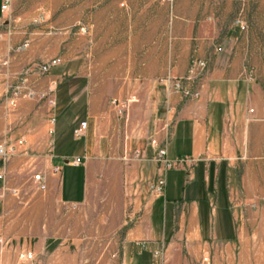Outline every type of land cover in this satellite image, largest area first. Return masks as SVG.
I'll use <instances>...</instances> for the list:
<instances>
[{"label": "crops", "instance_id": "1", "mask_svg": "<svg viewBox=\"0 0 264 264\" xmlns=\"http://www.w3.org/2000/svg\"><path fill=\"white\" fill-rule=\"evenodd\" d=\"M8 1L4 11L0 0V59L9 60L0 65V144H25L0 178V264H28L20 258L26 251L40 264H159L158 249L160 264H200L205 252L213 264H264V209L235 212L239 226L220 211L264 203V87L234 49L239 24L223 14L248 9V0H102L91 37L73 30L70 4L8 34L3 17L15 0ZM78 7L81 19L87 6ZM216 44L223 45L217 53ZM61 52L79 62L37 83L54 89L56 105L22 98L10 106L8 86L22 69ZM195 52L209 74L201 97L185 101L157 80L169 70L185 75ZM132 93L138 101L125 120L110 101ZM169 129L170 157L199 161L170 170L165 194L154 196L151 140ZM137 149L143 158H134ZM71 157L84 162L66 164ZM40 173L45 191L33 179Z\"/></svg>", "mask_w": 264, "mask_h": 264}, {"label": "rangeland", "instance_id": "2", "mask_svg": "<svg viewBox=\"0 0 264 264\" xmlns=\"http://www.w3.org/2000/svg\"><path fill=\"white\" fill-rule=\"evenodd\" d=\"M6 1L8 0H5L3 5L6 3ZM99 2L101 3L102 0H15L13 8L11 9L10 12L7 11L6 15L3 17V21H5L4 23H6L4 25L7 26L6 30L8 34H11L12 32L21 30L20 27L24 20L25 21H38V22L40 21L41 23H44L48 20L53 19L52 17L53 15L51 14L50 11L53 10L54 7H57L56 9H59V6L63 7L64 5L66 6L70 4L73 6V9H71L72 12L75 11L74 15L72 16L73 17L75 16L74 19L77 20L76 24L73 26V30H75L77 33H81L85 36L91 37L92 36L90 34L91 29H92L91 21L94 19V16H95V10H96L95 5ZM248 2H249L248 3L249 5L247 6L248 9L237 10L236 12H230V13L225 12L223 14H224L225 21L227 19L226 22L229 23L231 20H235L239 24L241 34H240V38L237 41V43L235 45L233 44L234 49L243 54V56L245 57V66L253 70V74H249V77L251 79H256L264 87V0H248ZM8 4L10 5L9 1H8ZM79 4H83L87 6L86 8L87 11L84 14L82 13L83 16L81 19L80 17H78V15H80L79 7H78ZM173 20H174V14L171 13L169 17V24H170L169 31L171 32L173 29ZM53 30H54L53 31L54 33L58 31L55 29ZM27 46H28V43H24L20 46H17V50H22ZM88 46H91L90 41H88ZM222 47L223 45L216 44L214 46L215 48L214 51L216 53L220 52L222 50ZM61 48H63V45H61ZM76 51L79 52V50H76ZM53 58H60L62 62L59 65L53 67L48 73L41 72L39 69V65L46 63L52 58L34 60L30 62L29 64H27L22 69L21 73L18 75V79L16 80V82L9 84L7 94L10 95L9 91L11 90V88H14L16 85L24 86L25 91L27 88V89H33L36 92L37 97L34 98L35 100L40 101V102L48 101L51 104V106L54 107L56 105L55 97H53L54 89H51V88L48 90L40 89V88L38 89L37 88L38 81L40 80L42 76H45L51 73L53 70L57 68L64 67L65 64L72 65L74 63H78L79 61H78V57L75 60L64 59V54L62 52L61 54H59V56H56ZM198 60L204 61L206 63L205 66H198L197 64H195L198 62ZM8 62H9L8 59L5 61L0 59V65L9 64ZM33 74L34 75L36 74L35 79L31 78V75ZM208 74H209V62L206 59L198 57L195 52L191 58L189 69L185 75L177 76L172 73V70H169L166 73V75L159 77L157 81L164 88H166L168 93H176L180 95L182 99L185 101L197 100L201 97L202 88L204 86V83H205V80ZM170 77L172 80L177 79L181 81L183 84L187 85L188 87L194 86L195 87L194 89L200 90V96L196 99L185 98L182 93L174 91L172 87V83L169 80H167V78H170ZM22 98H27V97H21L20 99ZM28 99H31V98H28ZM51 100H53L55 103H51ZM113 100H116L118 102V105L113 103ZM136 101H138V97L136 94L132 93V94H129L128 97H125L123 99L113 98L111 99L110 104L117 111L118 115L121 118H124L125 120H127L128 111L130 110L131 104L135 103ZM119 109H121V111ZM172 110H173L172 107L169 106L168 113H171ZM171 121H173V119ZM171 126H172V123L169 124V128H171ZM76 129L74 130L75 136H77L75 133ZM168 135H170V137L172 136L170 129L168 130ZM189 159H192V158H189ZM195 161L197 163L199 159L197 160L193 159L192 162L191 161L185 162L183 166H186L187 164L191 165L195 163ZM174 169H177V168H174ZM262 182L264 185V179ZM228 191H229V188H228ZM241 194L242 192L240 191V189H238L237 191H234L233 196L234 195L241 196ZM229 207L232 212L235 226H239L240 219H239V216L237 219H234L235 212L236 213L240 211L251 212L261 207L264 209V203L260 204L257 200H253L251 202L241 203V204L234 202V203L229 204Z\"/></svg>", "mask_w": 264, "mask_h": 264}, {"label": "built area", "instance_id": "3", "mask_svg": "<svg viewBox=\"0 0 264 264\" xmlns=\"http://www.w3.org/2000/svg\"><path fill=\"white\" fill-rule=\"evenodd\" d=\"M9 7L8 1L2 6L3 10H7ZM62 62L60 58H52L46 63H43L39 65V69L43 73H48L53 67L59 65ZM198 66H205V62L198 60L197 63ZM172 83V87L174 91L180 92L184 95L185 98L188 99H196L200 96V90L194 89L195 87H188L187 85L183 84L181 81L174 79L172 80L171 77L167 78ZM24 86H18L16 85L14 88H11L9 91L10 95H6V100L9 103L10 106H15L18 103V100L21 97H27L34 99L37 97L36 92L33 89H27L24 90ZM51 103H55L53 100H51ZM113 103L118 105V102L116 100H113ZM121 111V109H119ZM52 121L55 122V118H52ZM170 124V123H169ZM87 122L84 121L81 123L80 128L76 129L75 133L79 137L82 135L83 130L86 128ZM54 132V129L51 131ZM25 144V141L23 139H19L16 143H2L0 144V161L2 162V166L0 167V178H4L5 173V166L7 161L16 153L17 147L19 145ZM55 142L54 139L51 140V146H54ZM152 146L155 148V153L153 156V161L156 163L158 168V175L156 179L152 180L149 184V191L154 196H161L164 195L166 192V186H167V173L169 170L174 168H179L184 165L185 162L193 161V159H189L187 157H179V158H172L169 155V147L171 144V137L170 135H167L162 141L158 140L157 138H153L151 140ZM143 152L139 149L135 151L134 158H143ZM84 160L82 157H71L65 159L66 164L71 165H81L83 164ZM54 170L56 172H59L61 170V166L57 165L54 167ZM34 182L36 184L37 189L41 191L47 190V181L46 177L44 175L35 174ZM14 195H19L20 190L19 189H12ZM128 221L131 220V216H128ZM163 254V250L158 249L154 252V255L157 259V262L160 264L159 259H161ZM20 258L27 262L28 264H39V262L36 260L35 255L31 251H26L20 254ZM200 264H213L211 260V254L209 252H205L203 254L202 260Z\"/></svg>", "mask_w": 264, "mask_h": 264}, {"label": "trees", "instance_id": "4", "mask_svg": "<svg viewBox=\"0 0 264 264\" xmlns=\"http://www.w3.org/2000/svg\"><path fill=\"white\" fill-rule=\"evenodd\" d=\"M223 210L227 211L232 216V212L230 210L229 205L226 208H224V209H222V207H221L220 211H223Z\"/></svg>", "mask_w": 264, "mask_h": 264}]
</instances>
